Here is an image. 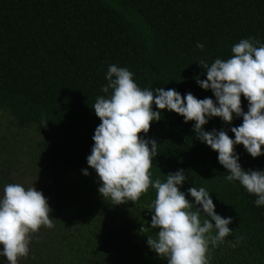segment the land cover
<instances>
[{"label":"trees","instance_id":"trees-1","mask_svg":"<svg viewBox=\"0 0 264 264\" xmlns=\"http://www.w3.org/2000/svg\"><path fill=\"white\" fill-rule=\"evenodd\" d=\"M246 38L264 44V0H0V195L6 184L35 186L54 225L31 233L18 264H167L147 244L158 232L148 209L156 190L121 204L98 192L102 182L87 164L101 123L92 105L111 95L101 91L111 64L133 72L142 89L215 99L196 82L206 79L198 61L227 60ZM160 111L145 137L158 142L151 178L164 182L183 169L181 191L205 187L215 211L232 217V234L209 245L211 264H264V206L239 181L225 180L228 170L197 138L194 121ZM242 122L214 117L204 129L223 127L234 138L230 128ZM235 151L243 168L264 169V154L253 158L242 144Z\"/></svg>","mask_w":264,"mask_h":264},{"label":"clouds","instance_id":"clouds-1","mask_svg":"<svg viewBox=\"0 0 264 264\" xmlns=\"http://www.w3.org/2000/svg\"><path fill=\"white\" fill-rule=\"evenodd\" d=\"M257 44L260 42L254 39H241L232 46L229 59L216 58L211 65L198 61L206 79L197 77L196 82L202 89H210L215 99H198L191 92L182 95L172 88L142 89L133 79V72L111 64L106 73L108 83L101 89L104 93L111 89V95L99 96L92 105L101 123L92 136L94 144L87 164L102 182L98 192L113 204H121L136 202L150 187L156 190V198L148 209L152 213L151 227L158 232L155 238L148 235L147 244L167 264H211L209 245L214 247L232 234V217L215 211L205 187H190L187 194L181 191L187 179L183 169L168 173L164 182L153 180L150 169L159 154L158 142L145 138L146 134L151 122L161 119L160 110L180 114L185 123L194 121L197 138L218 152V162L228 170L225 180L239 181L257 196L255 206H264V169L243 168L240 154L235 151V146L242 144L253 158L264 154V44ZM197 47L203 49L204 45L198 43ZM242 95L248 102L247 111L242 107ZM234 114L243 118L242 124L230 128L234 138L223 127L204 129L214 117L231 124ZM82 172L89 175L88 168ZM50 212L47 198L35 186L6 184L0 195V258H6L7 264H18L20 258H26L31 233L38 232L41 226H54ZM201 213L211 219L201 222ZM141 231L146 233L144 228ZM0 264L4 261L0 260Z\"/></svg>","mask_w":264,"mask_h":264},{"label":"rangeland","instance_id":"rangeland-1","mask_svg":"<svg viewBox=\"0 0 264 264\" xmlns=\"http://www.w3.org/2000/svg\"><path fill=\"white\" fill-rule=\"evenodd\" d=\"M70 177V176H69ZM69 177H67V178H69ZM35 181V180H34Z\"/></svg>","mask_w":264,"mask_h":264}]
</instances>
